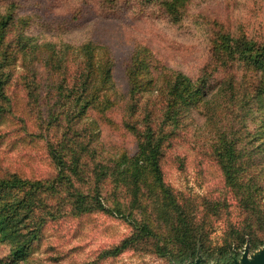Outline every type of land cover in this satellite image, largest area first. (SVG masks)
Returning a JSON list of instances; mask_svg holds the SVG:
<instances>
[{"label":"rangeland","instance_id":"obj_1","mask_svg":"<svg viewBox=\"0 0 264 264\" xmlns=\"http://www.w3.org/2000/svg\"><path fill=\"white\" fill-rule=\"evenodd\" d=\"M158 1L0 0V16L8 12L13 16L4 40L8 54L3 71L9 73V79L5 86L8 100H0L4 107L0 110V177L55 179L57 167L48 154L47 141L59 140L63 124H48V116L57 98L56 86L72 82L86 46L113 64L109 94L112 105L106 110L91 109L86 120L90 134L85 140L97 148L96 156L85 157L83 180L75 183L84 191H93L98 164L109 165L122 155L132 156L137 148L136 136L125 127L129 117L126 68L137 47L148 49L157 69L152 70L155 89L142 95L133 122L142 119L145 106L158 113L163 105L158 88L167 76L179 71L192 79L198 77L209 62L212 46L222 35H245L264 43V0H189L177 23L168 20ZM238 78L243 79L239 90L248 91L250 112L237 107L235 112L247 111L242 118H246L257 145L252 150L255 162L260 163L256 169L264 167V104L252 97L254 87L264 85V75L257 82L252 73L238 72ZM30 81L39 93L38 100L28 93L25 83ZM222 88L219 81H214L207 95L185 111L181 127L161 157L165 184L207 227L212 245H220L228 226L241 218L234 193L227 188L211 148L218 126L234 115L223 109L229 95L224 89L223 103L217 104L214 93ZM111 187L108 178L101 195L107 206L116 207L110 197ZM68 193L66 186H58L56 193L39 194L40 201L33 205L36 208L19 211L20 230L14 234L18 238L0 237V264H170L167 258L154 253L130 249L115 257H104V250L131 234L132 222L102 211L75 214ZM21 196L14 193L7 198L15 201ZM132 199L131 189H120L117 200L123 212L128 213ZM138 199L147 202L146 215L156 226L168 227L171 219L162 212V201L144 184ZM215 204L219 206L218 215L211 210ZM131 212V221L142 219L137 202ZM19 242L26 244V255L13 262L11 252ZM260 250L248 253V258Z\"/></svg>","mask_w":264,"mask_h":264},{"label":"trees","instance_id":"obj_2","mask_svg":"<svg viewBox=\"0 0 264 264\" xmlns=\"http://www.w3.org/2000/svg\"><path fill=\"white\" fill-rule=\"evenodd\" d=\"M146 1L150 4L156 0ZM188 1L161 0L158 3L168 20L177 23ZM12 18L11 12L0 16V100L4 102L8 100L5 86L9 79V73L5 75L3 71L8 54L4 40ZM85 48L72 82H61L56 86L57 98L48 116V124L55 125V122L61 121L63 124L59 140L55 143L47 141L48 154L57 167L55 179L39 181L18 176L0 177V237L18 238L14 234L20 230L17 218L19 211L26 207L31 210L36 208L34 204L40 201L39 194L49 191L56 193V188L63 185L67 187L75 214L102 211L120 215L132 222L131 234L119 244L104 250V257H115L130 249L154 253L167 258L170 264H194L196 260H199V264H234L246 247L248 253L264 248V167L255 169L260 164L253 158L252 150L257 145L254 143L255 138L251 137L253 134L249 131L246 118H242L247 115V111L250 112L248 91L246 88L239 90L243 79L239 81L238 78V72L252 73L254 82L262 78L264 43H258L245 35L237 38L222 35L219 43L212 46L209 62L198 77L192 79L179 71L167 76L158 88L160 100L163 101L158 113L152 107L145 106L142 108V119L133 122L141 108L142 95L155 89L156 80L152 70L157 69L151 62L148 49L137 47L126 68L129 117L125 123V127L137 138V148L132 156L122 155L109 165L98 164L94 169L93 191H84L75 183L83 180L85 157L91 159L96 156L97 148L85 140V135L90 134L87 131L90 123L86 120L91 109L106 110L112 105L109 94L113 64L111 59L98 57L89 47ZM214 81H219L220 87L223 86L214 93L218 105L223 103L222 90L229 94L228 101H225L227 106L223 109L234 113V123L232 117L218 126L211 148L227 188L234 193L241 217L237 223L228 226L220 245L210 244L207 227L177 200L171 187L165 184L161 169L163 152L171 145L176 131L181 127L185 111L207 95ZM31 83H25L30 89L28 93L38 100L39 93L37 89H32ZM253 93L252 99L264 104V85L254 87ZM236 107L247 111L236 113ZM3 108V104H0V110ZM237 121L241 123L240 126L234 125ZM249 146L252 148L249 149ZM108 178L112 184L110 197L116 207L107 206L101 195V187ZM142 184L162 201V212L171 219L167 228L160 229L146 215L147 202L138 199ZM123 187L131 189L133 195L128 213L122 211V204L117 200L118 192ZM14 193L22 196L10 201L7 196ZM134 202L140 209V221H131ZM218 208L216 204L211 205L215 215H218ZM56 212L59 214L60 210ZM19 243L11 252L13 262L22 260L26 255V244Z\"/></svg>","mask_w":264,"mask_h":264},{"label":"water","instance_id":"obj_3","mask_svg":"<svg viewBox=\"0 0 264 264\" xmlns=\"http://www.w3.org/2000/svg\"><path fill=\"white\" fill-rule=\"evenodd\" d=\"M194 264H199V260H196ZM234 264H264V248H262L258 253L253 255L251 258H248V249L246 247L240 257V262L235 261Z\"/></svg>","mask_w":264,"mask_h":264}]
</instances>
